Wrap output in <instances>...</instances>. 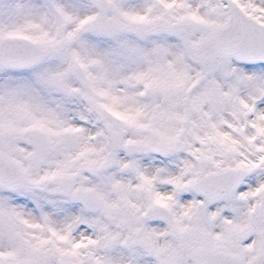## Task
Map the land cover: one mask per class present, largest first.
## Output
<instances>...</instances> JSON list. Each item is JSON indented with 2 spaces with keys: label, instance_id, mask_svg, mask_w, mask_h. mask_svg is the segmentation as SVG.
<instances>
[{
  "label": "snow or ice",
  "instance_id": "1",
  "mask_svg": "<svg viewBox=\"0 0 264 264\" xmlns=\"http://www.w3.org/2000/svg\"><path fill=\"white\" fill-rule=\"evenodd\" d=\"M0 264H264V0H0Z\"/></svg>",
  "mask_w": 264,
  "mask_h": 264
}]
</instances>
